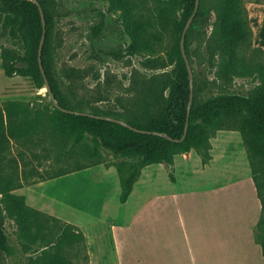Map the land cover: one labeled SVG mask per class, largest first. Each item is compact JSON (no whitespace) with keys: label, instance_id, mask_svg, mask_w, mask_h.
I'll list each match as a JSON object with an SVG mask.
<instances>
[{"label":"rangeland","instance_id":"374dc122","mask_svg":"<svg viewBox=\"0 0 264 264\" xmlns=\"http://www.w3.org/2000/svg\"><path fill=\"white\" fill-rule=\"evenodd\" d=\"M44 1L56 22L53 67L69 106L146 123L159 106L167 70L173 66L160 64L173 43L172 33L166 32L154 51L131 55V38L109 0ZM219 1L201 0L204 16L189 28L198 102L228 92L250 95L261 82L257 67L264 60V29L259 4L264 0L242 1L253 34L239 43L234 60L230 48L217 41ZM156 5L150 1L147 8L153 11ZM3 23L0 14V50L18 45ZM7 100L22 101L45 117L54 110L46 86L7 76L0 59V102ZM33 138V144H8L3 164L10 166L9 160L22 151L28 163L21 167L25 173H19L22 186L14 192L26 195L29 206L50 217L51 230L71 223L83 231V241L65 248L72 264H200L201 257L212 259L209 264L262 263L264 209L239 130L215 131L206 161L193 148L176 154L172 165L143 167L124 203L118 165L127 159L103 147L91 155V137L74 143L49 126ZM69 170L51 179L36 175ZM261 191L264 195L263 186ZM0 219L17 247L14 255L0 250V264H40L47 243L23 241L1 203Z\"/></svg>","mask_w":264,"mask_h":264},{"label":"trees","instance_id":"16d2710c","mask_svg":"<svg viewBox=\"0 0 264 264\" xmlns=\"http://www.w3.org/2000/svg\"><path fill=\"white\" fill-rule=\"evenodd\" d=\"M39 1L44 10L45 26L40 8L34 0H0V14L4 15V28H9L18 38L17 46L1 48L2 68L9 77L31 78L39 87L46 86L39 62V47L45 30L42 49L45 75L60 105L78 110L67 103L55 75L53 38L56 22L45 1ZM150 1L157 2L153 11L147 8V3ZM242 1L220 0L216 9L220 30L217 41L230 48L233 60L237 58L236 50L239 43L246 41L253 34L251 28L247 26L248 21L242 8ZM109 2L112 10L120 11L119 17L131 38L128 46L129 54L154 51L156 45L163 43L166 32L172 33L173 36V43L166 57L160 60L164 68L173 66L167 70L166 86L157 99L158 108L146 123L134 119H122L135 127L165 132L174 138L183 136L188 120V132L185 139L176 141L159 134L139 132L105 118L66 112L58 108L55 103H53V112L49 117H45L42 111H33L22 101L0 102V203L6 214L15 221L23 241L47 243L40 255V264H72L66 257L65 248L85 238L83 231L71 223H64L60 231L51 230L50 217L29 206L26 195L14 192V189L22 186L18 178L19 173L20 171L25 173V168L21 170V167L28 163L22 151H18V157L9 160L10 166L3 164L8 144L12 141L33 144L34 135L43 131L46 126L74 143H80L91 137L95 145L90 151L91 155L98 154V147H103L129 161L128 163L122 161L118 165L121 174L122 203L128 200L143 167L153 163L172 165L176 154L189 152L193 148L206 161L210 157L209 139L213 133L223 128L237 129L249 150L254 180L264 209V195L261 191L262 186L264 187V60L258 63L261 82L254 93L250 95L221 93L203 102H198L194 97L189 113L191 81L181 49V38L186 23L194 11L196 0H109ZM203 14L200 1L192 26L197 24ZM14 25L17 27H13ZM188 38L189 30L186 35V50L189 56ZM261 50L264 53L263 49ZM196 86L195 80L194 94ZM84 168L79 167L76 170ZM69 172L71 171L49 174L36 171V175L38 174L39 178L51 179ZM260 243L264 255V236L261 237ZM0 250L6 255H14L17 251L1 219Z\"/></svg>","mask_w":264,"mask_h":264},{"label":"water","instance_id":"95a60500","mask_svg":"<svg viewBox=\"0 0 264 264\" xmlns=\"http://www.w3.org/2000/svg\"><path fill=\"white\" fill-rule=\"evenodd\" d=\"M34 1L38 4V6L40 8V11H41V14H42V18H43V24L45 26L46 22H45V15H44L43 7H42V5H41L39 0H34ZM200 1L201 0H196L194 11H193L192 15L190 16V18L188 19V21L186 23V26H185V28L183 30V34H182V38H181V49H182L184 58H185L186 63H187V67H188V70H189V73H190V81H191V94H190V102H189V107H188L189 113H190L191 105H192L193 98H194V79H193L194 74H193V69H192V66H191V63H190V59H189V56H188L187 50H186V35H187V32H188L190 26L192 25V22H193V20L195 18V15L197 14V12L199 10ZM44 41H45V30H44V34H43V37H42L41 42H40V47H39V62H40L41 69H42V71L44 73V76H45L46 88H47V90L49 92V95H50L51 99L53 100V102L55 103V105L58 108H60L63 111H66V112H75V113H80V114H89L90 116H94V117H98V118H105V119H108V120L115 121V122H118L120 124H123V125H125L127 127H130L131 129L136 130V131L143 132V133H153V134H159V135H162V136H167L171 140L180 141V140L185 139V137L187 135V132H188V126H189L188 120L186 122L185 131H184L183 136L181 138H174L171 135L166 134L165 132H161V131H157V130H147V129H141V128L135 127V126L131 125L128 121H126V120H124L122 118H118V117H114V116H108V115H99V114H94V113H90V112H87V111L73 110V109H69V108L61 106L60 103L55 98V95H54V93H53V91H52V89L50 87V84H49L48 79H47V77L45 75V72H44V68H43V64H42V49H43ZM188 119H189V114H188Z\"/></svg>","mask_w":264,"mask_h":264},{"label":"crops","instance_id":"0c3cea01","mask_svg":"<svg viewBox=\"0 0 264 264\" xmlns=\"http://www.w3.org/2000/svg\"><path fill=\"white\" fill-rule=\"evenodd\" d=\"M259 6H261L259 9H261V22H262V24L260 25V28L262 27L263 29H264V3L263 4H259ZM260 28H259V31H260ZM261 46L263 47V49H264V42L261 44ZM160 164H162L163 166L165 165V164H163V163H160ZM135 186V185H134ZM198 246H200V249H201V244L200 245H198ZM213 246V244L212 243H210L209 244V247H212ZM215 246H217V244L215 243ZM261 252H262V248H261ZM262 255H263V253H262ZM207 256V255H206ZM249 256H250V251H249ZM264 256V255H263ZM251 257V256H250ZM211 260V261H210ZM195 262L196 263H198V259L196 260V258H195ZM209 262L210 263H213L212 262V259H209L208 257H207V259H205L204 257H201V259H200V264H209ZM258 262H262L263 264H264V259H261V260H258ZM261 263V264H262Z\"/></svg>","mask_w":264,"mask_h":264}]
</instances>
